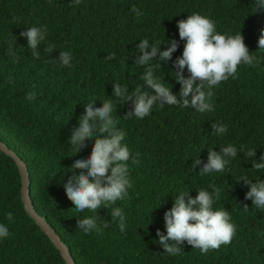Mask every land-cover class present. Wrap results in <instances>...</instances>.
I'll use <instances>...</instances> for the list:
<instances>
[{
    "label": "trees",
    "instance_id": "trees-1",
    "mask_svg": "<svg viewBox=\"0 0 264 264\" xmlns=\"http://www.w3.org/2000/svg\"><path fill=\"white\" fill-rule=\"evenodd\" d=\"M133 7L140 10L139 16ZM193 12L215 20L218 31L241 30L260 63L238 66L235 79L214 87L211 112L154 106L150 116L137 120L125 117L132 108L130 101L118 104L115 115L127 133L125 142L133 155L138 153L136 163L128 162L133 184L129 196L116 202L126 213L127 228L122 233L112 221L111 210L101 208L99 222L107 227L86 235L77 229V218L93 213L76 212L63 187L73 173L62 171L90 154L94 138L69 157V137L79 126L86 103L96 100L99 106L102 99L111 98L113 83L129 90L137 85L146 88L140 79L144 68L135 65L141 39L159 41L165 36L178 41L171 60L159 61L158 54L154 63L159 61L157 74L172 85L173 94L179 91L180 85L169 76L184 46L177 22ZM31 26L48 30L45 43L38 46V59L19 35ZM261 29L264 9L254 8L252 0H81L78 5L73 0H0V139L27 164L35 208L69 247L76 264H264V211L244 199L250 189L239 182L243 176L253 182L264 180V171L252 168V160L259 162L264 153ZM48 44L56 46L50 54L45 52ZM10 45L18 60L8 55ZM166 47L161 44L160 50ZM66 50L73 56L71 67L50 63ZM113 52L115 58L108 59ZM32 92L36 95L29 101L26 97ZM215 121L228 126L224 136H212ZM227 144L257 148L256 155L247 159L239 152L225 172L199 175L208 149L219 152ZM195 158L201 163L192 170ZM210 185L221 189L214 207L228 210L237 226L233 240L206 254L186 242L181 255L163 254L155 241L156 231L166 234L164 213L172 207L176 191L192 190L189 195L194 198L197 190ZM22 187L17 163L0 151V222L8 224L11 233L0 241V264H66L26 211ZM8 211L14 213L12 222L6 220Z\"/></svg>",
    "mask_w": 264,
    "mask_h": 264
},
{
    "label": "clouds",
    "instance_id": "clouds-1",
    "mask_svg": "<svg viewBox=\"0 0 264 264\" xmlns=\"http://www.w3.org/2000/svg\"><path fill=\"white\" fill-rule=\"evenodd\" d=\"M80 2L81 0H73L77 5ZM252 3L256 9H264V0H252ZM132 11L138 16L141 14L135 7ZM177 27L184 46L182 54L173 62L174 70L169 72V76L180 85L179 91L173 94L172 85L167 83L162 75L157 74L159 61L167 62L172 59L173 53L179 47L178 41L166 40L165 36L159 41L141 39L135 49L140 53L135 59V65L144 68V74L140 79L144 81L146 88L137 85L129 90L126 85L113 83L111 98L102 99L103 102L99 106H96V100L86 103L85 112L79 117V126L69 137L68 143L72 149V155L69 157L74 156L85 145L87 139L94 138L90 154L86 158L75 159L62 171L73 173L63 183V187L67 197L74 203L76 212L84 213L88 210L93 213L77 218V229L86 235L100 233L107 227L106 223L99 222L97 211L101 208L111 210L112 221L118 224L122 233L127 228L126 213L122 207L116 205V202L123 201L129 196V189L133 184L128 162L136 163L138 153L133 155L125 142L127 133L119 127V120L115 115L118 104L130 101L132 108L125 117L137 120L150 116L154 106L163 108L169 105L181 109L191 108L199 113L211 112L212 89L223 81L235 79L238 66H255L260 63L257 55L249 51L241 30L235 34L218 31L215 20L197 12L188 15L187 19L179 20ZM19 35L26 38L28 49L38 59L41 53L37 49L47 39V28L31 26ZM161 44L167 45L163 51L160 50ZM258 48L264 50V29H261L258 38ZM54 50H56L54 44H48L45 48L48 54ZM158 54L159 61L154 63V58ZM8 55L19 59L12 45L8 48ZM115 56L116 53L113 52L107 58L114 59ZM72 59L70 50L59 51L58 61L52 60L50 63L60 67H71ZM35 95L32 92L26 98L31 101ZM211 127L214 130L212 136L220 137L228 132V126L221 121L213 122ZM213 149H208L207 163L203 165L199 175L225 172L239 152H244L248 159L256 155L257 148L245 145L238 148L233 144H227L222 146L219 152ZM200 163L198 158L192 160V170ZM252 168L257 172L264 171V153L261 154L259 162L252 160ZM76 169L81 171L76 174ZM239 182H243L250 189L244 199L251 200L256 210L264 211V180L253 182L247 176H243ZM191 191H176L178 195L175 196L172 207L164 213L166 234L160 229L156 231L158 240L155 241L163 248V254L171 257L182 254L185 242L193 249H199L201 254H206L210 249L215 250L222 245H228L236 234L237 226L229 211L214 207L221 198L219 187L210 185L209 188L197 190L198 194L194 198L189 195ZM161 203L162 201L155 208ZM243 209L247 212L248 205L244 204ZM5 217L7 221L12 222L14 213L8 211ZM10 235L8 224L0 222V241Z\"/></svg>",
    "mask_w": 264,
    "mask_h": 264
},
{
    "label": "water",
    "instance_id": "water-1",
    "mask_svg": "<svg viewBox=\"0 0 264 264\" xmlns=\"http://www.w3.org/2000/svg\"><path fill=\"white\" fill-rule=\"evenodd\" d=\"M0 151L15 160L22 177V200L28 214L37 222L40 228L47 234L55 247L61 252L66 264H76L69 247L62 241L57 231L36 210L31 196V179L27 164L0 139Z\"/></svg>",
    "mask_w": 264,
    "mask_h": 264
}]
</instances>
